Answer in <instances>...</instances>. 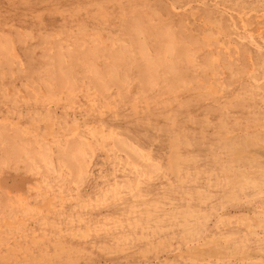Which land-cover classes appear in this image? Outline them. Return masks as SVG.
Wrapping results in <instances>:
<instances>
[{"label":"rangeland","instance_id":"1","mask_svg":"<svg viewBox=\"0 0 264 264\" xmlns=\"http://www.w3.org/2000/svg\"><path fill=\"white\" fill-rule=\"evenodd\" d=\"M0 264H264V0H0Z\"/></svg>","mask_w":264,"mask_h":264},{"label":"bare ground","instance_id":"2","mask_svg":"<svg viewBox=\"0 0 264 264\" xmlns=\"http://www.w3.org/2000/svg\"><path fill=\"white\" fill-rule=\"evenodd\" d=\"M245 20V19H244ZM243 29H245V28H243ZM201 260V259H200Z\"/></svg>","mask_w":264,"mask_h":264}]
</instances>
